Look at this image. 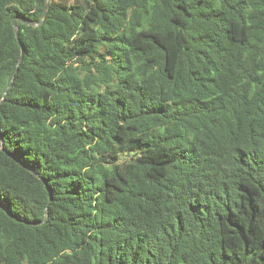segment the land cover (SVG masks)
Listing matches in <instances>:
<instances>
[{
	"label": "trees",
	"instance_id": "obj_1",
	"mask_svg": "<svg viewBox=\"0 0 264 264\" xmlns=\"http://www.w3.org/2000/svg\"><path fill=\"white\" fill-rule=\"evenodd\" d=\"M46 3L0 0V264H264V0Z\"/></svg>",
	"mask_w": 264,
	"mask_h": 264
},
{
	"label": "water",
	"instance_id": "obj_2",
	"mask_svg": "<svg viewBox=\"0 0 264 264\" xmlns=\"http://www.w3.org/2000/svg\"><path fill=\"white\" fill-rule=\"evenodd\" d=\"M49 2H50V0H47L46 7H45L46 10H47V8H48ZM44 15H45V14H44ZM17 21H24V22H27V23H31V22L25 21V20H23V19H21V18H19V19L14 18V19H13V25H14V28H15V35H16V37H17L18 44L21 46V56H20V60H21V59H22V54H23V49H24V47H23V44H22V42H21V40H20V38H19V31H18V28H17V25H16V24H17ZM12 81H13V80H12ZM12 81L9 83V86H8V87L11 86ZM6 91H7V90H6ZM0 138H1V137H0Z\"/></svg>",
	"mask_w": 264,
	"mask_h": 264
}]
</instances>
